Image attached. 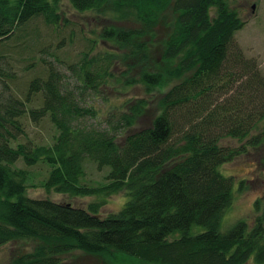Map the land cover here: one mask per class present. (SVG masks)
<instances>
[{
    "label": "trees",
    "instance_id": "trees-1",
    "mask_svg": "<svg viewBox=\"0 0 264 264\" xmlns=\"http://www.w3.org/2000/svg\"><path fill=\"white\" fill-rule=\"evenodd\" d=\"M71 3L80 12L109 10L123 20L135 18L141 28H105L101 37L116 52H86L82 62L44 60V74L31 81L25 99L3 80L11 94L0 95V248L38 243L12 264H63L77 250L118 252L149 264H246L253 256L264 264L263 200L256 203L254 227L240 220L222 231L245 183L236 189V178L221 167L249 145L264 143L262 134L249 145L222 144L226 137L247 140L264 120V72L236 39L247 24L239 11L230 0ZM169 11L172 30L155 62L149 36ZM39 18L61 25V0H0V45ZM4 63L9 62H0V77L16 78L14 66ZM35 67L37 62L28 66ZM135 87L147 96L114 101L105 94ZM166 88L159 97L157 91ZM38 95L43 104L31 107ZM156 105L151 123L139 127ZM26 116L36 123L50 117L58 133L51 142H36L29 138ZM88 158L112 168L107 183L84 181ZM22 161L46 164L48 176L34 182ZM32 186L71 196L127 190L129 200L118 212L105 211L106 200L88 209L33 198ZM197 226L204 230L195 231Z\"/></svg>",
    "mask_w": 264,
    "mask_h": 264
},
{
    "label": "rangeland",
    "instance_id": "rangeland-1",
    "mask_svg": "<svg viewBox=\"0 0 264 264\" xmlns=\"http://www.w3.org/2000/svg\"><path fill=\"white\" fill-rule=\"evenodd\" d=\"M232 6L237 9L246 21V26L237 34V41L244 49L248 58L257 60L260 68L264 72V0H230ZM256 6V7H254ZM61 13L63 21L61 25H49L43 18L35 19L28 24L25 30L17 32L12 39L0 45V62L5 67H12L16 72V78L0 77V95L8 97L11 93L5 88L3 80L10 83L14 93L25 99L31 81L38 75L44 74L41 62H82L86 52L98 54L107 51L116 52L117 48L112 42L104 41L101 37L102 31L110 26L124 29L141 28V23L135 18L123 20L117 17L112 11L106 10L100 14L96 12H80L71 0H61ZM173 12H167L155 29L154 34L149 36L151 42V57L157 62L164 49L165 40L168 38L172 26ZM33 62H37V67L28 68ZM46 73V72H45ZM172 87V86H171ZM170 88V87H169ZM169 88L158 90L161 94L166 93ZM111 96L114 101L119 97H129L138 95L146 97L147 93L141 87H135L126 92H116L109 89L105 93ZM105 95V96H106ZM158 97V99H159ZM43 104V98L38 95L31 107H39ZM157 105L147 114L143 121L139 122V127L149 125L155 114L158 113ZM24 121L27 126L29 138L38 143H48L52 141L58 129L50 117H46L42 122H33L29 117ZM95 121V120H93ZM264 134V120L258 128L245 140L234 137H226L222 140L224 145L243 146L259 135ZM23 136L21 141H26ZM249 145V144H248ZM248 152L238 157L235 161L224 164L221 169L227 176H234L237 181L236 189L239 184L245 183L243 191L236 192L233 206L226 212L222 231L227 232L240 220H247L254 227L255 219L259 216L256 203L264 201V143L259 146L249 145ZM20 166L32 170L35 180L40 183L49 174V166L39 164L28 166L23 161ZM112 168L106 166L100 168L99 165L88 158L87 176L84 180L90 185H103L108 182L107 176ZM32 183V182H31ZM29 194L33 198H51L56 201L71 202L77 206L88 208L95 201H105V211H120L129 200L127 190L120 191L111 196H71L69 194L56 191L48 192L44 187H30ZM264 206V203H263ZM264 208V207H262ZM202 226H197L195 231H203ZM37 242L20 241L10 242L0 248V264H12L13 260L27 252L33 251ZM63 264H149L132 259L122 253L90 254L85 251L77 250L65 256ZM246 264H257L255 256Z\"/></svg>",
    "mask_w": 264,
    "mask_h": 264
},
{
    "label": "water",
    "instance_id": "water-1",
    "mask_svg": "<svg viewBox=\"0 0 264 264\" xmlns=\"http://www.w3.org/2000/svg\"><path fill=\"white\" fill-rule=\"evenodd\" d=\"M254 7H256V6H254Z\"/></svg>",
    "mask_w": 264,
    "mask_h": 264
}]
</instances>
